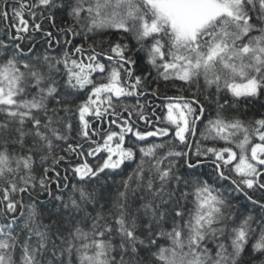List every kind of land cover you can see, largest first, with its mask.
Segmentation results:
<instances>
[{"label": "snow or ice", "instance_id": "obj_1", "mask_svg": "<svg viewBox=\"0 0 264 264\" xmlns=\"http://www.w3.org/2000/svg\"><path fill=\"white\" fill-rule=\"evenodd\" d=\"M0 264H264V0H0Z\"/></svg>", "mask_w": 264, "mask_h": 264}, {"label": "trees", "instance_id": "obj_2", "mask_svg": "<svg viewBox=\"0 0 264 264\" xmlns=\"http://www.w3.org/2000/svg\"><path fill=\"white\" fill-rule=\"evenodd\" d=\"M96 39H108V37L107 36H104V37H97ZM161 87L163 88V85H161ZM169 94H171V91H170V93ZM130 103H133L134 102V100L133 101H129ZM253 110H255V109H253ZM203 171H210V169H203Z\"/></svg>", "mask_w": 264, "mask_h": 264}]
</instances>
